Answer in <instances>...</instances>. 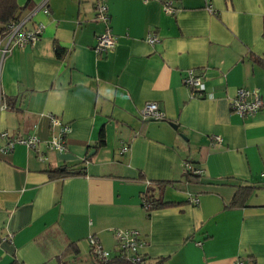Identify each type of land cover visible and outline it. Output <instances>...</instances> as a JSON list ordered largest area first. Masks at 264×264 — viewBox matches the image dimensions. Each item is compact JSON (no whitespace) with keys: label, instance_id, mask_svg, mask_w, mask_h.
<instances>
[{"label":"crops","instance_id":"1","mask_svg":"<svg viewBox=\"0 0 264 264\" xmlns=\"http://www.w3.org/2000/svg\"><path fill=\"white\" fill-rule=\"evenodd\" d=\"M17 1L34 14L27 27L45 29L0 60V132L39 142L0 152V264H115L126 230L144 240L145 264H264V108H230L240 88L264 101V0H48V12ZM108 25L115 47L97 53ZM188 70L205 96L185 85ZM151 102L162 120L142 117ZM51 117L70 128L63 152L50 149ZM188 164L200 182L184 181ZM159 181L173 182L163 200L176 205L148 212L143 194ZM242 187L246 205L230 208Z\"/></svg>","mask_w":264,"mask_h":264},{"label":"built area","instance_id":"2","mask_svg":"<svg viewBox=\"0 0 264 264\" xmlns=\"http://www.w3.org/2000/svg\"><path fill=\"white\" fill-rule=\"evenodd\" d=\"M48 0H42L38 5L39 8L48 12ZM208 9L213 12L211 6ZM98 19L101 21L109 22V11L107 5L99 3L97 6ZM33 13L25 15L19 21L13 22L8 25L7 33L0 41V60L11 52L14 47L23 48L25 46L36 43L40 40L45 26L43 24H37L34 28L29 29L28 23L33 19ZM158 40L155 37H149L148 42L150 44L156 43ZM115 36L107 26L105 32L99 36L98 45L96 47L97 53L113 50L115 47ZM186 86L193 90L194 96L202 97L206 94L205 85L202 76L198 75L195 70H188L186 77L184 78ZM209 98H213V94H207ZM230 108L233 112L240 116H254L258 114L264 108V101L259 90H249L246 88H240L237 91L236 96L230 100ZM10 109V105L5 99L2 90L0 88V113L4 110ZM142 117L146 120L160 121L164 118V112L159 108L157 103H147L142 110ZM51 124L57 129V132L53 135L50 141V149L58 152L65 150V137L68 134L70 128L67 124H64L61 120L55 117H51ZM0 139L6 142L3 148H0L2 153H10L13 151L16 145H24L29 149L35 150L39 142V138L36 136H16L11 137L7 132H0ZM217 141H221V138L217 137ZM129 147L125 146L122 152H128ZM188 170H192L190 164L186 165ZM195 173H200L195 171ZM116 237L119 241V256L118 258L128 261L131 264H145L146 260L141 252V249L145 245L144 240L139 236L137 230L118 231ZM89 244L92 254L103 261L110 259V253L105 251L100 245L99 241L91 237ZM233 264H247L242 260H238Z\"/></svg>","mask_w":264,"mask_h":264},{"label":"trees","instance_id":"3","mask_svg":"<svg viewBox=\"0 0 264 264\" xmlns=\"http://www.w3.org/2000/svg\"><path fill=\"white\" fill-rule=\"evenodd\" d=\"M26 10V7H21L18 4L17 0H0V41L7 33V27L9 24L19 21L22 19L25 15L24 12ZM65 50L61 48L60 46H56V54L58 57H62ZM105 145V134L104 131L101 130L99 140L97 143V148ZM51 176L53 175H63L64 172H61L60 170L56 171H50L49 172ZM74 175H81L83 172H75ZM202 176L201 174H197L194 172V170H185L184 173V181L188 183H198L200 182ZM157 189H154L153 187H150L147 189V191L143 194V206L147 209L148 212L163 209L171 206H175L174 203H167L163 200V193L164 190L173 184V182L170 181H163V182H155L154 183ZM251 195V188L242 187L240 188L232 203L230 204V208L234 207H244ZM115 264H131L126 260L123 259H116L113 261ZM155 264H164V259H161L160 261H157Z\"/></svg>","mask_w":264,"mask_h":264},{"label":"water","instance_id":"4","mask_svg":"<svg viewBox=\"0 0 264 264\" xmlns=\"http://www.w3.org/2000/svg\"><path fill=\"white\" fill-rule=\"evenodd\" d=\"M175 129H177V127L176 126H174V125H172Z\"/></svg>","mask_w":264,"mask_h":264}]
</instances>
